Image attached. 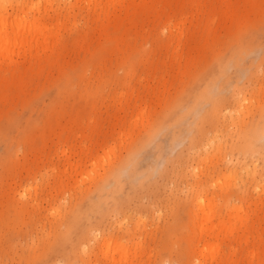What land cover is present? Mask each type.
Wrapping results in <instances>:
<instances>
[{"label": "rangeland", "instance_id": "obj_1", "mask_svg": "<svg viewBox=\"0 0 264 264\" xmlns=\"http://www.w3.org/2000/svg\"><path fill=\"white\" fill-rule=\"evenodd\" d=\"M261 132L264 0H0V264H264Z\"/></svg>", "mask_w": 264, "mask_h": 264}, {"label": "bare ground", "instance_id": "obj_2", "mask_svg": "<svg viewBox=\"0 0 264 264\" xmlns=\"http://www.w3.org/2000/svg\"><path fill=\"white\" fill-rule=\"evenodd\" d=\"M11 17V15H6L5 16V21H8V19ZM22 28V30H20ZM18 33H19V35L20 36H22V37H20L19 39H17V42L18 43H16V50L17 51H19L20 49H22V48H24V46L25 45H28L27 44V42H26V40L27 39H25V36L28 34V36H29V38H30V41H29V43L30 44H32L35 40H38L39 42L40 41H43V44L44 45H47L48 44V42H47V32H48V26L47 25H45V24H41V23H39V20H37V19H34L31 23H28V24H25V21L24 20H20L19 21V23H18V25H17V30H16ZM7 42H8V40H7ZM31 46H33V45H31ZM42 47H44V46H42ZM46 47H48V46H46ZM32 49V47H30V50ZM11 50H12V48H11ZM218 76H221V74H219ZM219 78V77H218ZM215 83V82H214ZM213 82L211 83L212 84V86H208V87H206V90H208V91H212V87L214 86L213 84H214ZM210 84V85H211ZM205 90V91H206ZM207 92H204L202 95H203V97H205V94H206ZM249 104H250V101H247V99L245 98L244 100H243V104L242 105H245L246 106V110H248L249 109ZM242 109H238V111H234L233 112V115L235 116V118L236 119H238V122L240 121V124H241V121L242 120H244L243 119V116L245 115V114H243L242 113V111H241ZM245 113V112H244ZM240 118H241V120H240ZM254 129L255 130H258L259 128L256 126V127H254ZM259 137L261 138V137H263L262 139H264V133L263 132H261L260 134H259ZM215 153V154H214ZM221 153H222V149H221V145L213 152V154H214V156L218 159V160H221ZM128 165H132V163L130 164V163H128ZM128 168V167H127ZM127 168H126V170H127ZM255 178V175H254V177H253V179ZM107 187V185H104V186H102V189L104 190L105 188ZM231 198V197H230ZM247 200L248 201H250L251 200V193L250 192H248V194H247ZM195 209H193V212H194V218L195 219H198L199 218V215L200 214H208V213H212L213 212V209H214V207H213V205H212V196L210 195V194H207V195H205L203 198H201L199 201H197V203L195 204ZM263 207H264V205H263ZM236 212L238 211V212H241V210H242V207L241 206H239V207H237L236 209ZM161 213H162V211L159 209V211H158V215H161ZM229 215H231V212L229 213ZM201 233H202V235L205 237V239L206 240H208V238H210L211 237V234H210V232L209 231H204L203 229H202V231H201ZM249 234L250 233H243V234H241V235H239L242 239H245V240H247L245 243L246 244H249L248 243V237H249ZM246 235H248V236H246ZM114 237L112 236V235H109L108 236V238L107 237H104L103 239H104V242H105V252H107V251H109V247H110V245H111V242H112V239H113ZM240 239V238H239ZM242 239H240V240H242ZM201 242V241H200ZM207 242V241H206ZM121 246H123V245H121ZM257 251L256 250H253L252 251V253L254 254V253H256ZM105 256V255H104ZM126 259H127V257H126ZM164 264H171L169 261H166Z\"/></svg>", "mask_w": 264, "mask_h": 264}]
</instances>
